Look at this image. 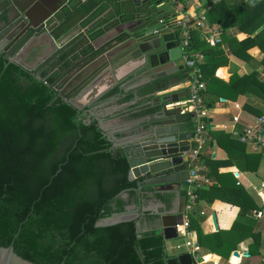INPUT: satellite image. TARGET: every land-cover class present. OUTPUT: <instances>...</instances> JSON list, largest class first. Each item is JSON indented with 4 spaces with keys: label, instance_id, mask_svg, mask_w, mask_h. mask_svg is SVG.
Listing matches in <instances>:
<instances>
[{
    "label": "trees",
    "instance_id": "trees-1",
    "mask_svg": "<svg viewBox=\"0 0 264 264\" xmlns=\"http://www.w3.org/2000/svg\"><path fill=\"white\" fill-rule=\"evenodd\" d=\"M177 2L184 4L185 0ZM254 2L255 6L249 0H206L203 5L209 26L219 25L222 30L240 27L248 35L234 47V54L245 60H250L248 51L254 47L264 54V0ZM90 5L83 12L90 15L82 23L84 28L108 12L103 21L90 27L92 41L123 22L144 20V27L166 25L176 29L173 20L177 5L170 1L153 0L150 7L119 0L108 3L91 0ZM190 35L191 50L206 57L198 64L206 83L205 94L218 100L236 101L251 88L264 99V79L257 72L242 76L234 72L229 83L220 80L215 76L216 71L229 63L224 49L219 43L211 46L197 30H192ZM67 57L65 54L62 58L66 65ZM42 73L48 76L47 82L10 62L4 53L0 54V245L8 247L15 241L16 253L36 264H167L166 241L154 228L158 217L141 216L142 226L149 229L143 233L138 232V221L96 226L104 218L125 213L133 202L143 206L154 189L138 187L149 176L129 180L131 166L123 149L113 147L96 120L86 123L85 110L59 97L53 87L57 73L49 75L47 70ZM187 76L180 72L156 80L142 89V95L166 90ZM132 99L133 95L129 94L125 100ZM151 100L144 98L138 104ZM254 112L260 116L263 109ZM145 114L141 111L137 115ZM207 131L217 140L220 137L234 140L223 131ZM198 161L206 165L205 175L210 183L195 190L196 203L222 200L241 210L232 229L212 234L202 230L206 216L189 213L188 230L197 232L201 247L225 260L247 238L254 240L250 256L258 255L264 229L258 231L257 212L262 210L237 185L232 173L219 172L223 163L202 155ZM126 192L127 200L122 197ZM156 197L168 207L173 199L171 194L161 193Z\"/></svg>",
    "mask_w": 264,
    "mask_h": 264
},
{
    "label": "water",
    "instance_id": "water-1",
    "mask_svg": "<svg viewBox=\"0 0 264 264\" xmlns=\"http://www.w3.org/2000/svg\"><path fill=\"white\" fill-rule=\"evenodd\" d=\"M78 1L75 4L76 0H0V54L4 53L10 62L23 66L45 82L48 76L43 75L42 68L49 58H54L57 65L49 75L58 74L53 87L59 97L79 110H85L88 114L86 123L96 120L113 147L123 149L131 166L130 181L149 176L140 181L138 187H152L153 199L145 200V206L133 202L126 207L125 213L104 218L96 226L110 227L138 221V232L143 233L149 229L143 227L139 219L150 214L158 217L154 228L162 233L166 242L180 239L183 233L179 228L184 226L190 186L185 157L195 140L196 118L195 114L182 109V104L190 99L189 87L162 93L192 80L183 58L180 30L166 25L144 27L142 21L137 24L123 22L106 32L102 46H89L87 53L81 52L83 48L69 53V44L61 42L76 27L70 22L91 3V0ZM130 2L148 7L153 4V0ZM81 18L76 29L79 36H84ZM46 38L53 46L50 56L45 59L46 54L40 64H26L24 58L34 42ZM65 54L68 65L65 61L60 63ZM180 72L188 76L166 90L142 95L146 85ZM105 84L109 85L104 88ZM129 94L133 99L126 101ZM144 98H152L153 104L161 106L160 110L152 117L126 121L129 108L139 105ZM161 193L173 195L169 207L155 196ZM122 197L127 200L129 194L126 192ZM212 220L218 231L216 215ZM14 242L8 247L0 245V264H36L18 255ZM198 259V251H181L169 257L167 264H198Z\"/></svg>",
    "mask_w": 264,
    "mask_h": 264
},
{
    "label": "crops",
    "instance_id": "crops-1",
    "mask_svg": "<svg viewBox=\"0 0 264 264\" xmlns=\"http://www.w3.org/2000/svg\"><path fill=\"white\" fill-rule=\"evenodd\" d=\"M206 0H185L184 4L179 2V8H183L188 13V17L193 14L196 9L197 12H204L203 5ZM79 1L76 0L75 4ZM78 11V10H77ZM108 12L101 15L97 20L92 22V24L84 28L82 22L87 20L90 15L79 13V16L73 19L70 23L78 26L79 18H81V28L84 32V36H79V31L76 27L70 31L69 35L64 37L61 43L67 42L68 52H75L76 49L83 48L82 53H87L89 51L88 47L98 48L103 45L104 37L106 33L99 37L96 40L90 39L89 29L97 21H103ZM191 23L194 24L193 18H190ZM137 24V21L130 22ZM143 23V21L141 22ZM108 24V22H107ZM106 25V24H105ZM105 25L103 27H105ZM209 26V25H208ZM78 28V27H77ZM262 28L259 29V31ZM199 31L201 37L207 41L206 38L218 39L219 44L224 49L229 63L227 66H222L218 68L215 73V76L220 80H223L227 83L230 82L231 77L234 72H237L238 75H247L252 72H257L261 79H264V65L262 63L264 54L258 48L254 47L248 51L250 55V60H245L234 54V47L238 42H241L243 39L247 38L248 35L245 34L240 27H232L227 30H222L219 25L209 26L205 30L194 29ZM72 37V38H71ZM224 38H226L224 40ZM109 38L106 39V41ZM37 41V42H36ZM32 47L29 49L24 60L26 64L37 65L43 60L44 56L48 54L46 58L50 56L51 51L53 50L52 44L49 42L48 38L36 40ZM39 41V42H38ZM207 43H209L207 41ZM217 43V44H218ZM210 44V43H209ZM47 45V46H46ZM211 45V44H210ZM212 46V45H211ZM42 59V60H41ZM62 60V57L60 61ZM55 65L54 58H49L46 64ZM49 64V65H50ZM190 76V75H189ZM109 84H105L103 87L106 88ZM189 87V84L176 86L170 90L163 91L162 93H167L171 91H178ZM108 95V94H105ZM104 95V96H105ZM206 100L211 112L208 117V126H212L210 130L213 131H223L225 134H230L234 140L228 141L222 137L218 140L208 131L204 133V149L201 152L203 157L211 156L212 160L220 162L222 165L219 168L220 173H232L237 180V185L245 189L246 193L250 195L255 201L256 205L260 207L262 212L258 211V231L264 229V149L254 150L250 145H246L240 142L237 138L233 136L235 130L242 131L248 125H252L258 118V115L254 110L264 109V99L263 96H260L259 93H256L253 89H248V93L240 95L236 101L227 100L221 98L220 100L214 99L212 95L205 94ZM214 101V103H212ZM161 106L159 104H153L152 100L137 106H132L129 108L127 113H129V118H125L126 121L134 120L142 117H152L160 110ZM141 111L147 112L143 116H139ZM144 124V123H142ZM207 130H209L207 128ZM194 141V140H193ZM192 149H195L197 146L196 141L191 142ZM226 146H224V145ZM252 154H259L258 157H252ZM251 156V157H250ZM205 184H203V187ZM156 196V195H155ZM149 199H153L152 194H149ZM145 201L143 206H145ZM240 208L232 204L226 203L222 200H215L213 203L200 201L194 207L193 213L198 212L201 215L207 217L206 221L202 224V230L205 234H212L217 232L215 225L212 220V216L216 215L219 230L228 231L232 229L235 222L239 218ZM184 221L190 222L189 214L184 215ZM182 241L180 239L167 241L166 249L169 257H174L181 251L194 253L195 251L199 252L198 264H264V231H263V245L260 249L258 255L250 256V246L254 242L253 238H247L241 242L238 246V249L234 251L229 260L223 259L221 256L210 252L209 249L201 247L199 244L198 234L194 231H189L184 228ZM185 232H189L188 236L184 235ZM182 243V248L179 250L178 245ZM187 243H191L192 246H187ZM199 247H196V245ZM237 254L236 257L234 255ZM212 256L219 258L218 261L208 260L206 257Z\"/></svg>",
    "mask_w": 264,
    "mask_h": 264
},
{
    "label": "built area",
    "instance_id": "built-area-1",
    "mask_svg": "<svg viewBox=\"0 0 264 264\" xmlns=\"http://www.w3.org/2000/svg\"><path fill=\"white\" fill-rule=\"evenodd\" d=\"M167 2H172L177 5L176 17L173 22L174 25L180 28L181 33V46L183 50V58L190 70V76L192 78L189 83L190 89V99L182 104L183 112H190L195 114L196 118V132L195 140L197 147L189 152L185 159H187V166L189 171V188L187 190V204L186 213H192L194 207L196 206L197 195L195 190L202 188L203 184L208 185L210 179L205 175L207 172V167L203 162H199L198 158L201 155L204 146L203 135L207 132L208 128V117L211 112V108L205 97L206 83L203 81L202 73L199 69V62L206 59L205 55L202 53H196L191 50L190 45V32L194 29L205 30L209 28L206 20L205 13L197 12L194 10L193 14L188 17L187 11L183 8H179V3L177 0H165ZM190 18H193L194 24H192ZM207 41L215 46L219 40L218 39H208ZM233 136L237 138L240 142L250 145L254 150L264 149V109L262 115L258 116L254 124L248 125L242 131L235 130ZM185 213V214H186ZM186 230L189 227V222H184L183 226ZM190 233L185 232L184 235L188 236ZM187 246H192L191 243H187ZM179 249L182 246H178Z\"/></svg>",
    "mask_w": 264,
    "mask_h": 264
},
{
    "label": "flooded vegetation",
    "instance_id": "flooded-vegetation-1",
    "mask_svg": "<svg viewBox=\"0 0 264 264\" xmlns=\"http://www.w3.org/2000/svg\"><path fill=\"white\" fill-rule=\"evenodd\" d=\"M119 2L120 3H128V2H130V0H119ZM140 21H143V24L145 23V21L144 20H140ZM63 58V57H62ZM62 60L60 61V63L62 64ZM50 63H48V64H46V66L45 67H43L42 69H43V71H49V74H50V72H51V70H52V68H54L56 65H57V63L55 64V65H53V64H50ZM47 67H49V68H47ZM52 73H54V72H52ZM55 74V73H54ZM52 75V74H51ZM87 114V113H86ZM88 115V114H87Z\"/></svg>",
    "mask_w": 264,
    "mask_h": 264
},
{
    "label": "clouds",
    "instance_id": "clouds-1",
    "mask_svg": "<svg viewBox=\"0 0 264 264\" xmlns=\"http://www.w3.org/2000/svg\"><path fill=\"white\" fill-rule=\"evenodd\" d=\"M249 2H250V4H251V6H255V2H254V0H249Z\"/></svg>",
    "mask_w": 264,
    "mask_h": 264
},
{
    "label": "rangeland",
    "instance_id": "rangeland-1",
    "mask_svg": "<svg viewBox=\"0 0 264 264\" xmlns=\"http://www.w3.org/2000/svg\"><path fill=\"white\" fill-rule=\"evenodd\" d=\"M180 241H182V238L180 239ZM182 243L183 242H180L178 245H181L182 246ZM183 247V246H182ZM183 249V248H182ZM179 250H181V249H179Z\"/></svg>",
    "mask_w": 264,
    "mask_h": 264
},
{
    "label": "bare ground",
    "instance_id": "bare-ground-1",
    "mask_svg": "<svg viewBox=\"0 0 264 264\" xmlns=\"http://www.w3.org/2000/svg\"><path fill=\"white\" fill-rule=\"evenodd\" d=\"M179 229H180V231H184V227H180Z\"/></svg>",
    "mask_w": 264,
    "mask_h": 264
}]
</instances>
